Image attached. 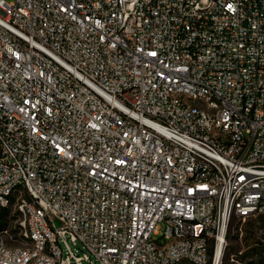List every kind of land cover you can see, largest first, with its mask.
<instances>
[{
    "label": "built area",
    "instance_id": "built-area-1",
    "mask_svg": "<svg viewBox=\"0 0 264 264\" xmlns=\"http://www.w3.org/2000/svg\"><path fill=\"white\" fill-rule=\"evenodd\" d=\"M11 205L0 264H223L264 218V0H0Z\"/></svg>",
    "mask_w": 264,
    "mask_h": 264
},
{
    "label": "rangeland",
    "instance_id": "rangeland-1",
    "mask_svg": "<svg viewBox=\"0 0 264 264\" xmlns=\"http://www.w3.org/2000/svg\"><path fill=\"white\" fill-rule=\"evenodd\" d=\"M7 208L5 214L0 207V239L16 245L20 240V216L14 205ZM69 243L80 255L86 251L80 242L74 244L69 240ZM223 264H264L263 217H234L227 235Z\"/></svg>",
    "mask_w": 264,
    "mask_h": 264
},
{
    "label": "trees",
    "instance_id": "trees-1",
    "mask_svg": "<svg viewBox=\"0 0 264 264\" xmlns=\"http://www.w3.org/2000/svg\"><path fill=\"white\" fill-rule=\"evenodd\" d=\"M2 211L6 214L8 212V208L7 207H1Z\"/></svg>",
    "mask_w": 264,
    "mask_h": 264
},
{
    "label": "bare ground",
    "instance_id": "bare-ground-1",
    "mask_svg": "<svg viewBox=\"0 0 264 264\" xmlns=\"http://www.w3.org/2000/svg\"><path fill=\"white\" fill-rule=\"evenodd\" d=\"M220 253V249H219V251H218V254Z\"/></svg>",
    "mask_w": 264,
    "mask_h": 264
}]
</instances>
